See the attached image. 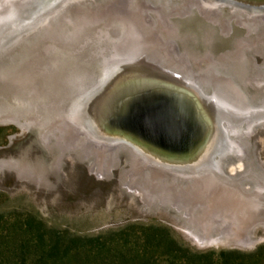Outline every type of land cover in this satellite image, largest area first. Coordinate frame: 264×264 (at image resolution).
Listing matches in <instances>:
<instances>
[{
	"label": "rangeland",
	"instance_id": "1",
	"mask_svg": "<svg viewBox=\"0 0 264 264\" xmlns=\"http://www.w3.org/2000/svg\"><path fill=\"white\" fill-rule=\"evenodd\" d=\"M110 1L68 7L47 25L51 41L32 40L17 61L0 67V212L34 213L59 249L57 264H264V226L256 215L264 208L236 180L219 181L210 170L187 180L144 170L129 151L88 145L60 120L64 101L102 76L105 55L137 48L181 70L188 60L176 58L175 41L193 65L186 74L214 66L243 104L258 106L264 21L241 24L228 9L212 21L195 0ZM185 3L194 4L180 12ZM153 46L155 52L147 49ZM210 57L224 62L218 68ZM240 129L233 139L243 147L241 160L225 161L223 169L238 168L239 176L231 174L251 189L264 180V125L251 134ZM248 237L249 244L236 243Z\"/></svg>",
	"mask_w": 264,
	"mask_h": 264
},
{
	"label": "water",
	"instance_id": "2",
	"mask_svg": "<svg viewBox=\"0 0 264 264\" xmlns=\"http://www.w3.org/2000/svg\"><path fill=\"white\" fill-rule=\"evenodd\" d=\"M93 1L0 0V67L17 61L32 40L51 41L47 25L65 9ZM118 1L122 0L110 3ZM195 1L218 12L228 9L244 22L264 21V0ZM113 54L104 56L101 77L64 101L60 120L91 145L125 149L167 172L198 174L209 167L219 169L221 163L222 178L240 182L242 190L264 202V180L245 189L244 182L252 183L231 174L235 171L239 176L238 168L223 169L225 161L240 160L231 158L229 151L239 135L235 130L244 125L251 134L264 125V103L254 106L244 101L239 108L214 87L208 91L207 85L151 61L149 53L137 48L119 58ZM256 210L262 212L256 215L264 226V209Z\"/></svg>",
	"mask_w": 264,
	"mask_h": 264
},
{
	"label": "trees",
	"instance_id": "3",
	"mask_svg": "<svg viewBox=\"0 0 264 264\" xmlns=\"http://www.w3.org/2000/svg\"><path fill=\"white\" fill-rule=\"evenodd\" d=\"M0 264H57V249L46 240L34 213L0 212Z\"/></svg>",
	"mask_w": 264,
	"mask_h": 264
},
{
	"label": "bare ground",
	"instance_id": "4",
	"mask_svg": "<svg viewBox=\"0 0 264 264\" xmlns=\"http://www.w3.org/2000/svg\"><path fill=\"white\" fill-rule=\"evenodd\" d=\"M128 2V1H127ZM196 3V2H195ZM194 3H185L183 6H180L178 9H180L179 11L180 12H185V11H187V10H190V9H192V7H191V5H193ZM147 5V4H146ZM204 5V6H203ZM206 5V6H205ZM118 6V5H117ZM208 6V7H207ZM115 8H116V6H114ZM191 7V8H190ZM177 8V7H176ZM188 8V9H187ZM199 8V7H198ZM141 9V11L143 12V14H144V12H149V11H147V8H146V6L144 5L143 7H141L140 8ZM200 9H201V13L202 14H204L206 17H208L210 20H214V21H216V15H217V10L215 9V7H213V6H210L209 4H206V3H204V4H202L201 6H200ZM155 11H157V12H159V11H161V10H156V8H155ZM178 11V10H177ZM151 13V12H150ZM159 14V16H160V19H162V20H164V21H167L170 25H171V23L169 22V19H168V16H166L164 13H162V11L161 12H159L158 13ZM173 14V13H172ZM171 14V15H172ZM177 14V13H176ZM146 15H148V14H146ZM145 16V15H144ZM173 16V15H172ZM215 16V17H214ZM218 16H219V14H218ZM152 18V17H151ZM153 19V18H152ZM139 20V19H138ZM220 21V20H219ZM244 22H242L241 24H243ZM254 22L252 21H250L249 22V25L250 24H253ZM141 25H143V24H141ZM151 27H154L155 26V21H153L152 20V23H151V25H150ZM245 26V25H244ZM141 27V26H140ZM248 28V27H247ZM169 42V41H168ZM173 41H171V43L168 45L169 47H172V45H174L173 43H172ZM154 43H156L157 44V42L155 41ZM242 43V45H243V42H241ZM172 44V45H171ZM155 45V44H154ZM249 45V44H248ZM250 46V45H249ZM248 46V47H249ZM241 48H242V46H241ZM240 48V49H241ZM147 49L149 50V51H151V50H155L154 49V46H153V48L152 47H147ZM242 49H244V48H242ZM171 50V49H170ZM145 51H146V49H145ZM148 52V51H147ZM155 52V51H154ZM151 53V52H150ZM178 55V57H179V59H180V61H181V59H183V58H181V57H183L182 55H180V54H177ZM133 57V56H132ZM178 59V58H177ZM176 61H178V60H176ZM176 61H174L173 60V62H176ZM168 65H170V66H175V65H173V64H171L169 61H167L166 62ZM214 67V66H213ZM212 68V67H211ZM211 71V70H210ZM190 72V71H189ZM201 73V72H200ZM199 73V74H200ZM203 73V72H202ZM207 75H206V77L208 78V79H212L213 80V82H214V88H215V90L217 91V92H219L220 93V95L222 96V97H229L230 99H232V100H234V103L236 104V106L237 107H239L240 108V106H243V103H242V98L240 97V95H239V93H235V90L234 89H232V86L229 84V82H227V81H224L222 78H220V77H215V74H213V73H211V72H207L206 73ZM200 77V76H199ZM197 79V78H196ZM200 80V79H199ZM200 82V81H199ZM262 85V84H261ZM243 127V126H242ZM75 129V128H74ZM241 130V129H240ZM239 130V131H240ZM77 132V131H76ZM235 132H236V134L238 133V130L236 131L235 130ZM234 132V133H235ZM238 137V136H237ZM87 144L88 145H90L91 143H88L87 142ZM99 147H101V148H103L105 151H109V152H111L112 153V151H115V149H120L119 147H109V146H99ZM238 150V151H237ZM120 151V150H119ZM229 151L230 152H232V154H237L236 156L238 157H240V155H238L239 153H242V151H243V147L241 146V145H239L238 146V144H235V143H233V142H231V145L229 146ZM131 155V154H130ZM133 160H136V162L139 164V165H142L143 166V169L144 170H148V171H151V170H154V171H156V173H159V174H162L163 176H165V177H169V175L170 176H174V177H176V178H178V179H180V180H187L189 177H193V176H196V175H198V174H200V173H198V174H187V173H183V172H179V173H175V172H167V171H165V170H163V169H160V168H158V167H153V166H151L150 164H148V163H146L143 159H139V158H137V157H134L133 156ZM241 160V159H240ZM142 163V164H141ZM234 163V162H233ZM221 166H222V164L220 163V166H219V169L218 168H213V167H209V168H206V169H204V170H202V172H209V170H210V176H212V178L213 177H215V178H218V180L220 181V180H222L223 178H222V176H221V173H222V168H221ZM240 167V166H239ZM221 170V171H220ZM214 171V172H213ZM216 171V172H215ZM226 172V171H225ZM199 176V175H198ZM232 182V181H231ZM232 183H234V182H232ZM234 184H236V186H238L239 188L241 187V183L239 182L238 183V181H236ZM132 187H134L133 185H131ZM137 192L144 198V199H146V197L144 196V190L142 189H137ZM261 207H263L264 208V202H261V205H260ZM262 210V209H261ZM190 214V213H189ZM190 217H191V214H190ZM189 224L191 225V224H193L194 223V221L191 219V218H189ZM199 237V236H198ZM234 238V237H233ZM209 240V239H208ZM212 240V239H211ZM222 240V239H221ZM234 240V239H233ZM236 240V239H235ZM206 241V240H205ZM236 243H238L239 245H245V244H249L250 243V240H249V237L248 238H239L238 240H237V242ZM257 243V242H256ZM250 246V245H249Z\"/></svg>",
	"mask_w": 264,
	"mask_h": 264
},
{
	"label": "flooded vegetation",
	"instance_id": "5",
	"mask_svg": "<svg viewBox=\"0 0 264 264\" xmlns=\"http://www.w3.org/2000/svg\"><path fill=\"white\" fill-rule=\"evenodd\" d=\"M184 15H188V14H184ZM169 19V18H168ZM244 23H247V22H244ZM249 23V22H248ZM175 44H176V47H177V50H178V53L179 54H183V55H185L184 57L185 58H187V60H188V63H186V64H184L185 66L184 67H182V69L181 70H178V69H176V71L179 73V74H181V75H183V76H188V77H191V78H194L195 80H197L198 82L200 81V83H202V84H204V85H211V84H214V82H213V80L212 79H208L207 77H206V73L207 72H211V73H213L212 71H214L213 69V66H209V65H207L206 67H204L203 69H202V71H201V73L200 74H197V73H195V74H186V72H184L185 70H188V71H190L191 72V70H192V66L193 65H191L190 63H189V57L187 56V54L186 53H182L181 51H180V48H179V46L177 45V42L175 41ZM151 53L149 54V56L151 57ZM176 58H178V56H176ZM151 59V61H154L155 63L157 62L156 60H155V57L154 58H150ZM210 59H211V61H213V62H211V63H214V62H216V64H217V67L219 68V66L218 65H221L223 62H224V58H222V57H220L219 58V60L217 59L216 61H215V59L214 58H212V57H210ZM191 62V61H190ZM164 67H167L166 65H164L163 63H161ZM212 67V68H211ZM173 69V68H172ZM211 70V71H210ZM203 72V73H202ZM200 76V77H199ZM220 77V78H222L224 81H227V82H229L228 80V78L227 77H225V76H222V75H217V73H216V75H215V77ZM197 78V79H196ZM200 79V80H199ZM263 84V83H262ZM235 93H237V92H235ZM240 97H241V95H240ZM242 98V97H241Z\"/></svg>",
	"mask_w": 264,
	"mask_h": 264
}]
</instances>
